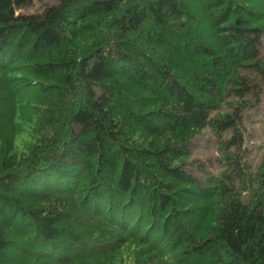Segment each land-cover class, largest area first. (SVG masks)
Segmentation results:
<instances>
[{"label":"trees","instance_id":"1","mask_svg":"<svg viewBox=\"0 0 264 264\" xmlns=\"http://www.w3.org/2000/svg\"><path fill=\"white\" fill-rule=\"evenodd\" d=\"M42 1L0 0V264H264V0Z\"/></svg>","mask_w":264,"mask_h":264},{"label":"rangeland","instance_id":"2","mask_svg":"<svg viewBox=\"0 0 264 264\" xmlns=\"http://www.w3.org/2000/svg\"><path fill=\"white\" fill-rule=\"evenodd\" d=\"M54 0H43L39 3L27 7L20 13L38 12L44 6L53 4ZM260 58L264 61V37L261 39V44L258 49ZM253 82H256L252 78ZM258 93L255 96H246L249 99L245 112L246 122L242 124L244 131V143L242 152L246 164L257 163L260 157L264 154V82L255 89ZM217 139L209 129H204L197 134L192 141V158L195 166H191L192 171L199 176V168H203L205 172H213L218 170L221 165L220 154L217 147ZM28 151V144L24 145Z\"/></svg>","mask_w":264,"mask_h":264}]
</instances>
